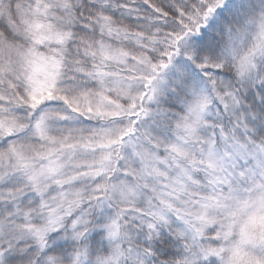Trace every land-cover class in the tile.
Here are the masks:
<instances>
[{"label":"snow or ice","instance_id":"1","mask_svg":"<svg viewBox=\"0 0 264 264\" xmlns=\"http://www.w3.org/2000/svg\"><path fill=\"white\" fill-rule=\"evenodd\" d=\"M0 264H264V0H0Z\"/></svg>","mask_w":264,"mask_h":264}]
</instances>
